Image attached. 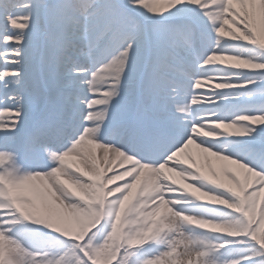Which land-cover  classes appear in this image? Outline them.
<instances>
[{
  "label": "snow or ice",
  "instance_id": "6c2138e0",
  "mask_svg": "<svg viewBox=\"0 0 264 264\" xmlns=\"http://www.w3.org/2000/svg\"><path fill=\"white\" fill-rule=\"evenodd\" d=\"M0 264H264V0H0Z\"/></svg>",
  "mask_w": 264,
  "mask_h": 264
}]
</instances>
